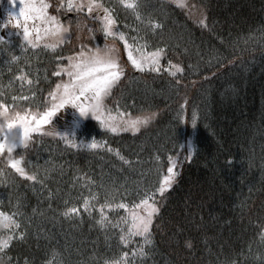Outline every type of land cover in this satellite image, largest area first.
I'll return each mask as SVG.
<instances>
[{
  "label": "trees",
  "instance_id": "trees-1",
  "mask_svg": "<svg viewBox=\"0 0 264 264\" xmlns=\"http://www.w3.org/2000/svg\"><path fill=\"white\" fill-rule=\"evenodd\" d=\"M46 2L69 28L70 39L57 47L60 55H75L81 43L88 48L105 44L100 31L89 38L87 29H98V23L63 9L58 14L60 0ZM139 2L140 20L119 0H104L115 9L116 28L130 44L136 37L133 49L142 47L145 54L163 50L160 70L139 71L127 64L104 106L115 114L156 115L135 134L113 133L69 103L51 122L60 121V131L42 125L26 149L13 153L24 157L25 170L37 172L42 183L0 163L6 172L0 175V211L10 215L19 205L23 213L16 217L21 228L7 250L11 264H44L54 250L64 264H105L125 251L132 264H225L229 259L259 264L257 257L264 254L258 234L264 224V0H186L184 7L172 0ZM149 20L163 27L150 30ZM5 41L0 91L8 95L9 105L12 94L27 95L28 101H16L17 110L38 117L56 103L49 92L69 78L63 72L52 75L58 69L44 40L34 49L22 33ZM25 47L30 48L26 53ZM9 52L20 57L18 63H9ZM175 65L184 71L172 76ZM22 72L32 85L15 79ZM88 101L81 97L76 103L87 109ZM93 141L102 146L90 148ZM173 162L171 187L163 196L155 194L159 212L151 244L144 245L143 238H131L128 245L119 241L121 229L127 228L121 222L123 209L105 207L108 223L97 222L106 195L133 207L139 203L137 188L158 187ZM81 197L89 199L87 211ZM66 205L79 212L65 217ZM141 246L148 255L134 257Z\"/></svg>",
  "mask_w": 264,
  "mask_h": 264
},
{
  "label": "snow or ice",
  "instance_id": "snow-or-ice-1",
  "mask_svg": "<svg viewBox=\"0 0 264 264\" xmlns=\"http://www.w3.org/2000/svg\"><path fill=\"white\" fill-rule=\"evenodd\" d=\"M9 3L13 6L16 5L17 0H9ZM119 4L125 9L131 10L138 20L141 19L140 15V2L139 0H119ZM177 6L184 7L182 2H178ZM52 5L46 0H19V11L9 10L7 19L0 24V29H8L9 26L15 29L22 28L23 40L27 46L34 49L40 46L39 42L46 40L47 38H55L54 43H45V48H51L53 55V63H55L58 70L53 71L52 75L60 76L61 73H65L69 80L67 82L61 81L55 86V91H50L49 95L53 98L54 103L51 108H48L38 117L32 115L31 112L22 113L17 110V100L28 101L27 95L17 96L11 95V105L7 103L8 95L0 91V163H4L5 168L14 170L15 173L24 177L27 180L37 181L38 179L42 183V178L39 177L37 172L31 174L25 170L24 157L20 156L17 159L13 153L17 148L28 147L29 142L32 140V134L39 132L42 125H46L52 122V118L56 116L57 111L63 108L66 104L72 103L74 107H78L81 116L87 115V111L90 109L92 115L100 120L102 125L107 127L111 132L119 131H131L134 134L139 132L142 127H146L150 121L155 117L156 113L142 112L140 115L133 116L130 113L119 114L118 117H113L109 112L107 117L102 119V113L104 111V97L111 94V91L116 87L121 77L124 75V68L120 61V58L115 54L114 46L108 44V39H118L123 42V49L127 52L128 61L131 65L139 70L143 71L145 65H149L153 71H159L160 56L163 50L157 48L155 52L145 54L142 47L136 48V52L140 55L134 54L133 48L135 47L136 37H133V43L130 44L128 39L125 38V33L119 31L116 28L117 16L115 15V9L106 6L104 0H60V3L56 5V11L59 14L61 9L66 12H75L77 17L84 14L86 18L92 19L99 24L98 29L88 28V32L91 34L90 39H95L94 32L100 31L104 35L105 44L104 48L94 47L88 48L81 43L79 51L73 56L63 57L57 52L59 44H63L66 39H70L66 34L69 33V28L65 27L59 20L58 15H50L48 9ZM23 18V23L21 22ZM14 21V23H13ZM32 22L31 24L29 22ZM39 21V23H36ZM79 23V21H77ZM204 26H207L204 21H201ZM71 24V21H69ZM148 27L150 30L159 29L163 26L159 23H153L148 21ZM11 34V33H10ZM21 35L20 32L16 33ZM6 44L5 37L0 35V51H7L3 46ZM30 48H22V51L26 53ZM10 56L9 63H18L20 57L12 52L8 53ZM30 59V58H29ZM67 59V65L61 63L62 60ZM223 61L218 60V63ZM171 65V61H169ZM175 71L171 72L172 76H176L177 72H183L184 69L179 65H175ZM16 80L21 82L27 81L29 85L33 84V80L28 78L27 73H23L20 76L15 77ZM207 79V77H205ZM9 88L12 87L11 81L9 82ZM21 89H23V83H21ZM31 91V89H30ZM89 94H91L89 96ZM33 97L35 93H32ZM81 97L92 101L88 105V109L80 106L76 103ZM118 120V122H116ZM193 126H195V120H193ZM66 139L67 134L56 133ZM69 145H72L71 141H67ZM102 145L93 141L89 147L96 149ZM111 151V149H109ZM119 155V152H117ZM124 160V157H120ZM171 160V157H169ZM125 163H129L127 160ZM231 163V161H229ZM167 175L163 178L162 182H159V186H147L143 189L137 188L139 196V203L133 205V211L131 213V220L127 218H121V222L125 223L127 228L121 229L119 234V241L128 245L131 242L132 237H142L143 244L149 245L152 243V225L155 215L159 212V208L156 205L155 194L159 192L163 196L166 188L171 187L174 173V162L172 166L167 168ZM0 175H6L3 168H0ZM83 201L84 210L89 208V199L81 197ZM91 199H96V196H91ZM99 202V201H98ZM115 206L117 209H127L128 205L125 203H117L115 197L111 199L105 196V200L100 205V220L97 221L102 226L108 223V218L104 213V208H112ZM34 212L36 210H33ZM79 212L76 206L67 207L63 212L65 217H69L72 214ZM23 213L19 211V205L17 211L12 214H7L0 211V225H2L3 233L0 234V259L6 258V264H11V258L7 257V250L9 249L13 239L17 235V230L21 228V221L17 216H22ZM130 225V226H129ZM118 227L119 225H115ZM259 239L264 242V224H261L258 229ZM25 234L19 233V238L23 239ZM187 247L191 248V242H186ZM60 253L53 251L51 259H46L44 264H64L63 260H56V256ZM132 255L135 256H147L148 251L145 247L141 246L139 251H133ZM129 253L127 251L122 253L119 258L112 260H106L105 264H132V261L128 259ZM259 264H264V254L257 257ZM27 264V261H25ZM225 264H239L238 259H229L225 261Z\"/></svg>",
  "mask_w": 264,
  "mask_h": 264
},
{
  "label": "rangeland",
  "instance_id": "rangeland-1",
  "mask_svg": "<svg viewBox=\"0 0 264 264\" xmlns=\"http://www.w3.org/2000/svg\"><path fill=\"white\" fill-rule=\"evenodd\" d=\"M1 2V5L2 6H4L5 5V3H7V4H9V0H0ZM3 1V2H2ZM48 1V0H47ZM172 1H174V2H176V3H178V2H182L184 5H186L187 4V2H186V0H172ZM15 8H14V10L15 11H19V1H17V3H16V6H14ZM49 14L50 15H55L54 13H53V11H51V12H49ZM60 20V19H59ZM21 22L23 23V18H21ZM32 22L30 21V24H31ZM36 23H39V21L38 22H36ZM18 31H16V30H14L13 28L12 29H7V31H6V33L8 34V35H10V36H14V35H16V33H17ZM11 33V34H10ZM69 38H70V36H69V33L68 34H66ZM112 39V38H111ZM69 39H66L65 40V42L66 41H68ZM113 40V39H112ZM116 40H118V39H116ZM43 41V40H42ZM45 41V43H54L55 42V38H47L46 40H44ZM64 42V43H65ZM117 42V41H116ZM41 43H44V42H41ZM63 43V44H64ZM119 45H117L114 41H109L108 40V44L110 45V46H114V48H115V54H117L118 56H119V58H120V61H121V63H122V65H123V68H124V70H125V67H126V65L127 64H129V66H131V67H133L132 65H131V62L130 61H128V57H127V52L126 51H124V49H123V42H121V41H119L118 40V42H117ZM59 45H62V44H59ZM90 48H92V47H90ZM99 48H104V45L102 46V47H99ZM133 51H134V54L135 55H137V56H139L140 55V53L139 52H136V49H133ZM161 57H162V55L160 56V62H159V67H160V63H161ZM134 68V67H133ZM151 69V67L149 66V65H145V67H144V69H143V71L144 70H150ZM152 70V69H151ZM170 71L171 72H174L175 71V67L174 66H172V68L170 69ZM157 72V71H156ZM69 78V77H68ZM89 95H91V94H89ZM105 98V97H104ZM92 101H88V105L91 103ZM56 103H58V101H56ZM87 109H88V107H87ZM108 113H109V111L108 110H106L105 108H104V111H103V113H102V119H104V118H106L107 117V115H108ZM111 113V112H110ZM119 114H122V113H118V114H115V113H111V115L113 116V117H118L119 116ZM84 118H95L93 115H92V113H91V110L89 109L88 111H87V115H85V116H83ZM96 119V118H95ZM52 120H53V118H52ZM100 123H101V121L100 120H98ZM116 122H118V120L116 121ZM102 124V123H101ZM63 126L62 125H60V121H58L56 124H51V123H49V125H47L46 124V128L47 129H56L57 131H60L61 130V128H62ZM103 127L105 128V129H107V130H109L107 127H105L104 125H103ZM110 131V130H109ZM123 132H131V131H117V132H113V133H123ZM58 133H61V132H58ZM133 133V132H132ZM67 136H68V134H67ZM63 137V136H62ZM79 145H81V143L79 144ZM192 144L190 143V146H191ZM189 147V146H188ZM157 205V204H156ZM124 211H125V214H126V218L130 221L131 220V213H132V211H133V207H128L127 209H123ZM155 218V217H154ZM153 221H154V219H153ZM130 226V225H129ZM132 238H142V237H132ZM131 256V255H130ZM130 256L128 257V259L130 258Z\"/></svg>",
  "mask_w": 264,
  "mask_h": 264
},
{
  "label": "flooded vegetation",
  "instance_id": "flooded-vegetation-1",
  "mask_svg": "<svg viewBox=\"0 0 264 264\" xmlns=\"http://www.w3.org/2000/svg\"><path fill=\"white\" fill-rule=\"evenodd\" d=\"M9 10H13V5L12 4L5 3V5L2 6L1 3H0V24H2L7 19V15H8ZM36 22H38V21H36ZM13 23H14V21H13ZM12 28L13 27L9 26L8 29H12ZM13 29L16 30V31H18V32H20V33H22V31H23L22 28L21 29H15V28H13ZM6 31H7V29H0V35H3L5 37V39L7 40L8 38H10L12 36L8 35L6 33Z\"/></svg>",
  "mask_w": 264,
  "mask_h": 264
}]
</instances>
